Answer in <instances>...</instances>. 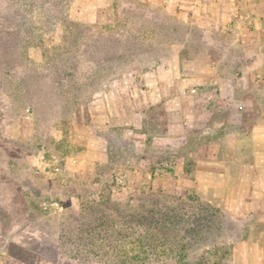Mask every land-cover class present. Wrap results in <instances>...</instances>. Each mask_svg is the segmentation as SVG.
<instances>
[{"label":"rangeland","instance_id":"rangeland-1","mask_svg":"<svg viewBox=\"0 0 264 264\" xmlns=\"http://www.w3.org/2000/svg\"><path fill=\"white\" fill-rule=\"evenodd\" d=\"M148 1L0 0V24L10 20L18 32L17 66L0 84V242L8 238L19 258L10 264H251L264 256V156L258 155L264 138L252 132L264 89L251 76L248 88L241 80L239 98L258 104L237 105L235 122L225 125L229 135L217 132L215 119H203L202 96L194 91L171 89L170 104L149 108L147 80L156 73L162 84L167 77L152 70L155 62L185 38L184 54L191 57L211 37L183 20L179 5ZM8 5L20 14L6 17ZM66 14L83 24L81 33L88 30L72 48L61 38L68 28L57 23ZM39 25L44 47L56 46L50 60L34 44ZM116 29L123 33L119 41ZM4 42L0 35V56L9 52ZM54 69L76 73L64 80ZM191 109L200 119L193 115L185 124ZM91 136L107 140L109 162L85 161ZM51 201L61 208L45 205ZM151 208L182 219L165 228L152 224L146 254L137 238L144 231L126 230L120 215ZM96 226L101 235L126 230L133 236L99 238V253L89 251L88 239L68 240L77 229ZM112 245L117 248L109 250Z\"/></svg>","mask_w":264,"mask_h":264},{"label":"crops","instance_id":"crops-1","mask_svg":"<svg viewBox=\"0 0 264 264\" xmlns=\"http://www.w3.org/2000/svg\"><path fill=\"white\" fill-rule=\"evenodd\" d=\"M148 2L168 8L179 5L183 20L200 26L204 34L211 37V43L197 50L191 57L184 54L187 38L173 44L171 55L161 57L155 62L157 66L152 69L156 71L157 68H161L166 73L167 77L162 79V84L159 83L156 73L153 78L147 80V92H149L147 106L150 108L159 104H170L172 100L166 95L171 89L178 94L194 91L195 96L199 94L202 96L200 104L203 109L200 111L203 119H215V123L218 124L217 132L226 133L228 128L225 125L235 122L234 113L237 105L239 109H246L250 105L258 104V101L250 97L239 98L241 80L244 81L243 87L248 88L250 84L247 79L251 76L257 88L264 89L261 83L264 77V0H150ZM239 74L241 76L237 77ZM177 76L180 80L176 81L174 77ZM162 92L165 94L163 97ZM178 100L177 97L173 99L174 102ZM259 104L264 105L260 101ZM209 105L213 108H208ZM259 111L258 123L253 124L252 132L264 138V106ZM184 114L185 124L193 118V115H195L194 119H200L197 110L195 114L193 109ZM188 124L183 127L181 133L183 138L189 135ZM212 129L213 127L210 126L204 130L210 132ZM258 153L263 157L264 149ZM84 158L85 161L94 163L109 162L107 140L102 137H89ZM3 236L1 232V239ZM260 243L264 249V240ZM9 244L8 238L0 242V264H10L19 260L15 255H11ZM250 245L255 246V243ZM255 262L264 264V256H260L258 260L252 257L249 261L251 264Z\"/></svg>","mask_w":264,"mask_h":264},{"label":"trees","instance_id":"trees-1","mask_svg":"<svg viewBox=\"0 0 264 264\" xmlns=\"http://www.w3.org/2000/svg\"><path fill=\"white\" fill-rule=\"evenodd\" d=\"M6 14H8L6 17L9 18L11 15H14V16L17 15L18 16L20 14V11L17 8L11 7L8 5ZM6 17H5V20H6ZM42 20L43 19H40L39 22H41ZM58 22L60 25H64L68 28L67 29L68 35L65 37L62 35L61 38H63L65 40V43H67L70 48H72V44L76 40L81 39L80 35L83 34L85 36V34L88 32V30H87L86 33H81V31L78 30V25H83V24L71 20L67 14L64 17H62L61 19H59L57 21V23ZM40 26L41 25H39V34L36 33L37 35H39V39H37V42L34 44H37V45L39 44V46H41L43 49L44 57H46L48 60H50L56 55V52L54 50V47H56V46H50L49 48L44 47V45H43L44 37H43V33H41L43 31L40 28ZM13 27H14L13 23L10 20H8L7 22L4 21L2 23V25L0 24V35L2 36L3 40L7 39V43L6 42H4V43H5L6 49L7 50L9 49V52L5 53L4 55L2 54L0 56V60L2 58L4 59L2 62H0V84L3 83V81L7 80L9 75L12 73V71L17 66V63L14 62L13 58H12V53L15 51L14 46L16 45L15 43L13 44L12 41H13L14 36L18 32H16ZM103 32H106V31H103ZM114 34H115V36L113 34L112 35L116 41H119L123 37V33L121 31H118L117 29L114 32ZM78 36H80V37H78ZM68 38L72 39V41L71 42L66 41ZM101 39L102 38H98V37L93 39V40L99 41V45L97 47V48H99V50L103 49L102 48L103 43L100 41ZM115 48H117V45H115L114 47H111L110 49L115 50ZM100 60L103 61V59H98V61L96 63H99ZM76 68H78V67H76ZM75 73H76V69L72 72H69V71H68V73L64 72L63 74H62L61 69H54L52 74H53V76L55 75L54 77H57V76L62 74V78L65 80V77H69V76L72 77ZM1 88L2 87L0 86V89ZM68 118H69V115L67 116L66 120ZM87 208L89 210L93 211V214L98 211L96 207L89 206ZM82 210H84V209L82 208ZM157 212H159L160 215H157ZM100 216L101 215L96 214L95 217L99 218ZM120 218L122 221L121 225L123 228H126V230L134 229L135 226H138V229H141L144 231L145 234L144 235L141 234L137 238L139 240V243L141 244V247L143 248V250L146 254L149 253V249L151 248L150 233H151V229H152V227H151L152 224H154L156 226H160L162 228H165L168 225L173 226V225L178 224L179 221L182 219L181 215H179L177 213L169 214L168 211H161V210L156 211L155 208H151L146 214H145V212L144 213H138V214L124 213V214L120 215ZM111 222H112V225L120 227L118 221H111ZM103 230H105V229H103ZM126 230H123L120 232H111L110 234L101 235L102 229H99L98 226H96V227H85V228L82 227V228L77 229L76 231L72 232V234L68 236V240L75 238V241L73 242V244L79 245L80 242L88 239L91 242V246L88 247V248H90L89 251H93V252L95 251V252L99 253V251L102 250V247L97 245V240L99 238L105 239L108 237L111 238L113 236L117 237L118 235L119 236H126V237L133 236L132 234L128 233V231H126ZM68 231H71V230L67 229L65 232L62 231V236L66 235V233ZM63 242H66V241H63ZM92 243H93V245H92ZM85 246H87V245L84 244V247ZM110 248L116 249L117 247L112 245L111 247H109V250H110ZM89 251H87V252H89ZM107 253H108V251H107ZM62 264H67V263L63 262ZM68 264H73V263L68 261ZM83 264H87V263H83Z\"/></svg>","mask_w":264,"mask_h":264},{"label":"built area","instance_id":"built-area-1","mask_svg":"<svg viewBox=\"0 0 264 264\" xmlns=\"http://www.w3.org/2000/svg\"><path fill=\"white\" fill-rule=\"evenodd\" d=\"M58 170V168H56ZM46 206H52L54 208H61L58 201L45 202Z\"/></svg>","mask_w":264,"mask_h":264}]
</instances>
